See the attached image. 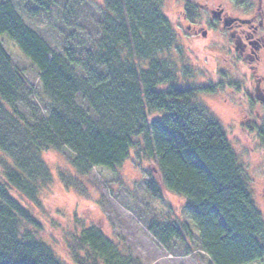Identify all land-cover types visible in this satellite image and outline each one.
Wrapping results in <instances>:
<instances>
[{"label": "trees", "instance_id": "16d2710c", "mask_svg": "<svg viewBox=\"0 0 264 264\" xmlns=\"http://www.w3.org/2000/svg\"><path fill=\"white\" fill-rule=\"evenodd\" d=\"M25 1L30 18L57 10L68 34L55 51L25 24L11 0L0 1V36L14 41L36 66L52 101L40 108L28 100L21 74L0 44V152L6 162L0 166V264H62L38 237L41 223L11 194L39 205L40 190L52 181L42 154L62 148L74 153L79 176L94 166L115 170L132 148L155 158L165 188L184 198L182 209L211 264L264 259V219L243 166L225 131L194 100L198 91L215 86L182 87L173 80L175 70L167 62L175 36L162 12L164 0H103L101 7L90 0ZM184 1L185 8L191 5ZM80 5L98 15L97 39L91 15L80 22ZM58 174L66 187L77 186L73 176L60 169ZM146 189L154 198L163 196L153 178ZM149 229L163 243L186 240L190 233L185 222ZM72 241L75 264H130L99 230Z\"/></svg>", "mask_w": 264, "mask_h": 264}, {"label": "rangeland", "instance_id": "374dc122", "mask_svg": "<svg viewBox=\"0 0 264 264\" xmlns=\"http://www.w3.org/2000/svg\"><path fill=\"white\" fill-rule=\"evenodd\" d=\"M57 1L60 4L63 2ZM90 1L99 7L103 5V0ZM189 1L191 5L186 8L184 0H164L162 6L175 36V47L170 53L168 66L175 70L173 80L182 87L215 86L212 92L198 91L194 100L225 131L264 219V105L251 93L252 82L259 77L262 81L264 79V58L258 64L251 62L250 56L242 61L233 41L237 35L230 36L228 29L221 27L217 21L210 22L211 28L207 24L211 19L208 9L217 5L231 15L249 16L250 10L245 13L248 1ZM11 2L25 24L51 48L60 51L68 29L58 20V11L30 18L23 11L25 0ZM192 8L198 11L199 19L194 20L192 11H187ZM79 13L80 22L88 21L87 15H91L90 22L95 27L92 34L97 39L98 15L86 5H80ZM191 21H196L194 25L201 27L197 31L194 27L189 29L187 25ZM203 30L205 34H202ZM0 44L9 54L13 67L21 74V89L28 100L40 108L49 105L52 101L42 90L36 66L7 36H0ZM241 55L244 57V54ZM20 108L26 111L21 103ZM155 114L160 115L159 112ZM141 139L137 138L138 141ZM2 157L1 154L0 166L6 164ZM42 159L52 181L40 190V204L30 203L14 190L11 194L41 223L38 237L51 246L62 264H75L71 258L73 237L90 229L99 230L113 240L115 248L130 264H211L208 255L200 250L196 227L182 209L184 198L165 188L155 158L141 156L132 148L115 170L94 166L84 176L75 173L72 165L74 153L67 148L46 151ZM59 169L67 176H73L77 186L66 187L59 178ZM151 178L161 186V199L152 197L146 189V183ZM181 222L188 225L190 232L186 240L172 238L163 243L149 229L151 224L179 225ZM249 264H264V259Z\"/></svg>", "mask_w": 264, "mask_h": 264}, {"label": "flooded vegetation", "instance_id": "af4514ba", "mask_svg": "<svg viewBox=\"0 0 264 264\" xmlns=\"http://www.w3.org/2000/svg\"><path fill=\"white\" fill-rule=\"evenodd\" d=\"M247 1L248 3H245L247 6L245 13L250 10L249 16L231 15L220 5H217L208 9L211 19L207 21V24L211 28L210 22L217 21L221 27L228 29L230 36L237 35L233 41L236 50L240 51L239 54L243 59L242 61H246L247 57L250 56L249 58H252L250 61H255L258 64L264 58V0ZM184 13L187 15L186 12ZM199 18L197 11V16L193 19ZM194 22L196 21L188 22L187 27L189 29L194 27L197 31L201 26L194 25ZM205 33V30H203L202 34ZM241 53L244 54V57ZM262 82L264 83L262 77L256 78L252 82L251 93L258 102L264 105V87L262 86Z\"/></svg>", "mask_w": 264, "mask_h": 264}]
</instances>
